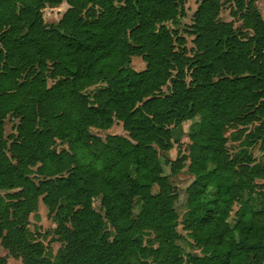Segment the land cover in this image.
I'll list each match as a JSON object with an SVG mask.
<instances>
[{"label":"trees","instance_id":"1","mask_svg":"<svg viewBox=\"0 0 264 264\" xmlns=\"http://www.w3.org/2000/svg\"><path fill=\"white\" fill-rule=\"evenodd\" d=\"M182 1L65 0L59 20L46 25L41 9L62 0H0V243L24 264H134L127 256L135 264H180L178 193L161 174L154 145L168 147L169 126L195 115L200 123L190 134L193 180L183 223L202 255L185 256L189 264H264V210L252 209L234 226L226 221L234 203L251 205L246 189L254 175L240 166L236 173L248 178L226 182L236 163L224 154L226 127L243 114L260 122L255 137L264 131V20L250 0L243 22L257 35L244 40L229 23L214 21L218 0H200L191 25L196 52L189 58L175 47L184 38L174 39L164 25ZM132 56L145 68L133 70ZM47 77L55 79L50 86ZM8 113L18 123L7 145L2 122ZM113 119L130 139L102 140L88 130L108 128ZM55 139L70 152L54 150ZM180 164L176 159L175 168ZM33 166L43 179L29 176ZM41 195L66 240L55 259L25 229ZM96 196L103 216L92 207ZM136 197L142 206L132 216ZM103 219L114 228L111 240L98 234ZM144 232L152 233L155 247L142 245ZM146 255L152 262L140 258Z\"/></svg>","mask_w":264,"mask_h":264},{"label":"rangeland","instance_id":"2","mask_svg":"<svg viewBox=\"0 0 264 264\" xmlns=\"http://www.w3.org/2000/svg\"><path fill=\"white\" fill-rule=\"evenodd\" d=\"M200 0H183L178 6V12L176 16L164 22V25L172 33L175 39L178 36L184 38L182 45L175 42V47L183 49V54L192 58L196 52L194 38L195 35L192 33L191 25L193 23V14L196 10ZM250 0H218V13L215 17V22H225L229 23L234 30L235 34L244 40L251 39V42L256 37L257 32L253 31L251 28L245 26L243 22V13L246 10V5ZM254 5L260 15L264 20V0H253ZM68 8V4L65 0L56 6H45L41 9V16L43 22L46 25L56 23L63 12ZM253 38V39H252ZM252 52L255 54L257 49L254 43L251 44ZM189 62L184 64L185 70V81L188 84L191 81L190 69L188 67ZM130 67L133 70L139 71L145 68V62L140 56H132L130 60ZM175 71H172L171 78L174 77ZM170 80L161 88L162 93H168L170 89ZM55 79L46 78L47 85L50 86ZM94 86L87 87L84 92L90 94ZM253 109V105L248 104L247 111L250 112ZM18 119L15 115L8 113L2 122V137L8 145L12 138L16 135V126ZM200 123V118L198 115L193 116L190 119L181 121L177 124L169 126V142L168 147L161 148L156 145V148L160 165L161 174L168 176L169 181L174 185V190L178 193V198L174 202V208L178 214V219L176 222V232L181 235L177 237L175 242L177 243L181 252L179 256L182 258L180 264H189L186 252L199 256L202 255V250L196 247L189 234V231L185 229L183 219L186 216V189L193 180V175L189 170L190 162V134L197 130ZM260 122L257 120H249L246 118L245 114L241 116V119L234 123L228 124L226 131L224 132V154L228 160L236 163L235 171H228L225 176L226 182L232 183L239 178L247 179L240 172V166L246 168L250 174L254 175L252 182L250 183L249 189L246 191L250 192L251 205L244 206L238 203H234L226 221L230 226H234L237 220L242 216L244 220L249 218L252 209H263L264 210V176L257 175L259 170L264 172V131H262L260 137H255L254 132L255 127ZM89 132L92 135L105 140L109 135H119L125 138H129V133L124 129L122 122L117 119H113L112 124L105 129H99L95 127H89ZM264 130V129H263ZM255 134V135H254ZM54 150H67L70 152V148L65 141L55 139L52 146ZM181 158V164L179 167L175 168V160ZM36 166L31 168V173L29 176L38 181L44 177L37 174L35 171ZM258 172V173H257ZM256 174V175H255ZM7 191H2L5 193ZM157 192V186L153 185L151 193ZM246 194V193H244ZM63 204V201H61ZM141 200L136 197L132 204V216L137 215L141 210ZM92 207L101 216L104 214V209L100 205V196L93 197ZM55 209L50 210L47 205L42 201V195L37 198L36 205L27 213L25 229L30 240L40 241L43 243L46 251V255L55 259L60 250L65 246L66 240L64 236L57 231L58 222L56 220ZM99 235H105L108 240H111L115 234L114 228L110 223L103 219L102 227L98 230ZM141 243L147 247H155L156 242L153 238L152 233L144 232L141 235ZM141 259L152 262V258L148 255L140 256ZM0 259H3L4 264H24L21 256L14 257L10 255L1 243H0ZM126 261L128 263H137L132 256H127ZM0 264H2L0 262Z\"/></svg>","mask_w":264,"mask_h":264}]
</instances>
